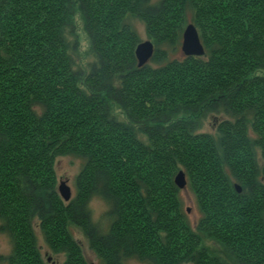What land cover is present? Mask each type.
<instances>
[{"label":"trees","instance_id":"obj_1","mask_svg":"<svg viewBox=\"0 0 264 264\" xmlns=\"http://www.w3.org/2000/svg\"><path fill=\"white\" fill-rule=\"evenodd\" d=\"M79 9L93 60L74 56ZM155 50L143 67L134 19ZM194 24L204 56L182 52ZM181 50L180 54H177ZM264 0H0V219L9 264H47L34 223L64 264H264ZM124 112L121 120L111 103ZM214 119V131L205 124ZM85 163L63 201L55 164ZM197 198L187 218L175 178ZM240 188V191L238 190ZM109 204L107 234L89 203Z\"/></svg>","mask_w":264,"mask_h":264},{"label":"rangeland","instance_id":"obj_2","mask_svg":"<svg viewBox=\"0 0 264 264\" xmlns=\"http://www.w3.org/2000/svg\"><path fill=\"white\" fill-rule=\"evenodd\" d=\"M76 27L77 33L80 38V47L77 54L74 56L77 64H79L84 70H87V64L89 61L93 60V55L91 54V39L88 36V33L85 31V27L83 25L82 16L80 10H76ZM133 25L137 31L138 36L142 40H149V37L146 32V25L143 21L139 19L133 20ZM181 50L177 52L180 54ZM258 74L262 75L264 72H258ZM111 109L114 114H116L121 120H126V115L122 112L117 105L112 102ZM214 119H210L205 124L204 131L210 132L214 131V127H212V123ZM85 163V160L76 156H60L55 164V169L57 171V180L58 186L61 181H67L69 187L72 190V198L77 194V176L82 171V167ZM179 196L182 200L183 210L189 219L190 223L195 225L200 220V208L197 204V198L194 196L192 190L189 187L185 189H180ZM109 204L106 200H103L100 196H94L89 203V210L91 211V219L94 224H96L99 229L107 234L111 221L108 217ZM35 235H37L38 246L40 247L41 256H43L45 262L47 264H64L66 260V255L52 253L45 242L44 235L40 230V226L35 222ZM70 232L73 234V237L78 241L83 250V255L88 261V264H105L101 258L96 255L91 249L89 239L85 233L77 226H70ZM12 239L5 232L1 230V219H0V264H8L7 257L10 256L13 250ZM204 247L207 249L208 253L211 255L217 256L220 259H223L225 262L229 264H236L234 259H231L226 249L220 246L216 240L212 238L206 239L201 245V248ZM128 264H149L144 261H139L138 259L131 258L127 262ZM193 264V263H187Z\"/></svg>","mask_w":264,"mask_h":264},{"label":"water","instance_id":"obj_3","mask_svg":"<svg viewBox=\"0 0 264 264\" xmlns=\"http://www.w3.org/2000/svg\"><path fill=\"white\" fill-rule=\"evenodd\" d=\"M183 41H182V52L184 55L187 56H204L205 55V48L204 45L201 43L200 35L198 30L194 24H189L184 29L183 32ZM155 50V46L153 42L150 40H144L136 49L135 55L138 59V66L143 67L146 65L153 57V53ZM175 184L178 186L179 189L187 188V177L184 171H180L176 178ZM240 191V188L238 187ZM58 191L61 196V199L66 202H70L72 199V190L68 185L67 181H61L60 185L58 186Z\"/></svg>","mask_w":264,"mask_h":264},{"label":"flooded vegetation","instance_id":"obj_4","mask_svg":"<svg viewBox=\"0 0 264 264\" xmlns=\"http://www.w3.org/2000/svg\"><path fill=\"white\" fill-rule=\"evenodd\" d=\"M7 262H8V264H9V256L7 257Z\"/></svg>","mask_w":264,"mask_h":264}]
</instances>
